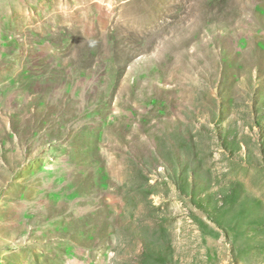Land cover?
<instances>
[{
	"label": "rangeland",
	"instance_id": "1",
	"mask_svg": "<svg viewBox=\"0 0 264 264\" xmlns=\"http://www.w3.org/2000/svg\"><path fill=\"white\" fill-rule=\"evenodd\" d=\"M0 264H264V0H0Z\"/></svg>",
	"mask_w": 264,
	"mask_h": 264
}]
</instances>
